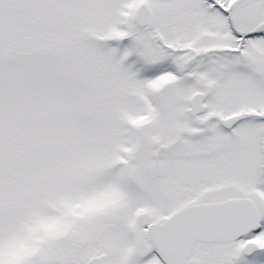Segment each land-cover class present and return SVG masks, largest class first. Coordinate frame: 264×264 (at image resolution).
I'll return each mask as SVG.
<instances>
[{
	"label": "snow or ice",
	"instance_id": "obj_1",
	"mask_svg": "<svg viewBox=\"0 0 264 264\" xmlns=\"http://www.w3.org/2000/svg\"><path fill=\"white\" fill-rule=\"evenodd\" d=\"M0 264H264V0H0Z\"/></svg>",
	"mask_w": 264,
	"mask_h": 264
}]
</instances>
